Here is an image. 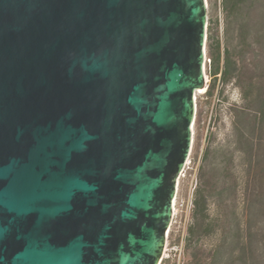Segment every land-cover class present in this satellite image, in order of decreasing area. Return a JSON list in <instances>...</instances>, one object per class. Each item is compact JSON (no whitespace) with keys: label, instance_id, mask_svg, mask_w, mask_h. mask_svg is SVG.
Listing matches in <instances>:
<instances>
[{"label":"water","instance_id":"obj_1","mask_svg":"<svg viewBox=\"0 0 264 264\" xmlns=\"http://www.w3.org/2000/svg\"><path fill=\"white\" fill-rule=\"evenodd\" d=\"M207 25V0H0V264L161 263Z\"/></svg>","mask_w":264,"mask_h":264},{"label":"rangeland","instance_id":"obj_2","mask_svg":"<svg viewBox=\"0 0 264 264\" xmlns=\"http://www.w3.org/2000/svg\"><path fill=\"white\" fill-rule=\"evenodd\" d=\"M207 5L206 59L212 58L210 34L220 42L221 67L224 49L229 50L232 78L223 84L220 74L214 78L205 65V88L213 81L215 88L211 96L206 89L196 96L191 163L179 179L160 264H191L185 236L199 185L215 194L209 199L211 212L222 204L233 234L236 222L249 226L253 264H264V0H251L249 13L240 20L227 17L222 0H207Z\"/></svg>","mask_w":264,"mask_h":264},{"label":"trees","instance_id":"obj_3","mask_svg":"<svg viewBox=\"0 0 264 264\" xmlns=\"http://www.w3.org/2000/svg\"><path fill=\"white\" fill-rule=\"evenodd\" d=\"M251 0H222V6L227 17L240 20L249 13ZM211 27L208 26L210 31ZM209 50L212 55L208 73L214 78L220 74L223 84L232 78L233 62L229 50L224 49L223 66H220V42L214 41L208 35ZM214 42V48H213ZM215 88L213 81L205 90L206 96H211ZM215 194L199 185L193 192L192 221L187 227L185 248L189 249L191 264H253L254 244L249 235V226L236 222L233 234L228 226V214L220 203H216L210 211L209 199ZM212 240L207 243L204 240ZM204 241V242H203ZM228 254V257L226 255Z\"/></svg>","mask_w":264,"mask_h":264},{"label":"built area","instance_id":"obj_4","mask_svg":"<svg viewBox=\"0 0 264 264\" xmlns=\"http://www.w3.org/2000/svg\"><path fill=\"white\" fill-rule=\"evenodd\" d=\"M205 63H206V64L208 65V67H209V66H210V59L207 58ZM190 163H191V159H190V155H189V157H188L187 160H186L185 167H184V169L182 170V172L180 173V177H179V179L185 175L186 169H187V167L189 166ZM178 183H179V181H178ZM176 195H177V193H176ZM174 200H176V196H175ZM174 200H173V201H174ZM164 251H165V249H164ZM163 256H164V254H163ZM162 258H163V257H162Z\"/></svg>","mask_w":264,"mask_h":264},{"label":"bare ground","instance_id":"obj_5","mask_svg":"<svg viewBox=\"0 0 264 264\" xmlns=\"http://www.w3.org/2000/svg\"><path fill=\"white\" fill-rule=\"evenodd\" d=\"M205 80H206V82H207V80H208V77H207V75L205 74ZM206 88L205 87H203L202 89H200L199 91H198V93H201V92H203L204 90H205ZM175 200L173 201V215H174V211H175Z\"/></svg>","mask_w":264,"mask_h":264}]
</instances>
